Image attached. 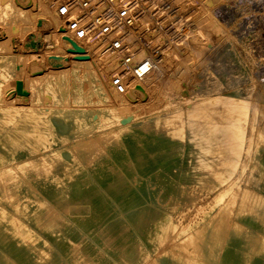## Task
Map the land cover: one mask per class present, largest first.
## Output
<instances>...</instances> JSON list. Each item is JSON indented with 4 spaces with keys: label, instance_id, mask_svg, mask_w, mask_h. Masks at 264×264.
Returning a JSON list of instances; mask_svg holds the SVG:
<instances>
[{
    "label": "rangeland",
    "instance_id": "1",
    "mask_svg": "<svg viewBox=\"0 0 264 264\" xmlns=\"http://www.w3.org/2000/svg\"><path fill=\"white\" fill-rule=\"evenodd\" d=\"M125 2L136 15L123 37L147 48L160 44L154 65L165 64L150 75L161 94L136 113L117 104L102 58L73 56L44 81H32L26 44L36 35L33 20L22 29L16 16L0 21V102L12 100L0 106V172L14 169L12 180L0 179V264H186L178 259L186 257L183 249L162 242L167 227L202 223L220 206L197 181L191 131L172 137L162 116L185 97L212 92L264 100V0ZM208 21L217 26L213 36L201 32ZM57 48L51 51L67 59L70 53ZM175 85L180 92H172ZM96 137H103L99 150L87 146ZM45 143L59 152L48 157L53 165H24ZM251 222L264 234L263 222ZM200 245L191 255L198 264H245L237 234L213 252ZM250 264H264V255Z\"/></svg>",
    "mask_w": 264,
    "mask_h": 264
},
{
    "label": "bare ground",
    "instance_id": "2",
    "mask_svg": "<svg viewBox=\"0 0 264 264\" xmlns=\"http://www.w3.org/2000/svg\"><path fill=\"white\" fill-rule=\"evenodd\" d=\"M118 2H121V0H118ZM202 13L204 12L202 11ZM13 16H16L20 21L21 29L27 27L29 25L27 23L33 20L30 33H36L39 46L37 49H27L28 56H30L27 68L30 78L35 83L44 81L49 74L56 72L63 62L70 60L73 56L88 61L97 57L102 58L112 70L114 69L116 64L113 57L111 58L109 53L104 55L102 41L97 37L75 39L73 44L77 49H68L62 38L65 35L61 33L63 20L55 13L47 0H0V21L6 22ZM132 20L134 21V18ZM133 21L130 23V20H128L127 27H134ZM208 22L205 23L207 27L205 26L200 30L204 35L213 36L218 31L217 26L212 21L207 25ZM193 31L196 32L195 29ZM202 33L199 34L202 35ZM193 37L191 36V38ZM203 39L199 40L203 41ZM184 45L185 47L186 45L189 46V44ZM198 45L196 43V46ZM55 46H58L57 49H65L67 53H70L67 55V59L63 60L57 53L51 51ZM51 56L57 58L56 61L50 60L49 57ZM170 61L168 62L170 63ZM159 64L154 65V70L161 68L159 66L162 63ZM163 65H165L164 62ZM169 68L170 65L168 70ZM155 76L157 78L156 74ZM153 78L150 76L142 83L133 82V88L123 94H115L117 104L123 106L127 113H136L144 106H150L149 103H151L152 98L158 93L161 94L157 86L151 84L150 81ZM158 80H160V77ZM178 91H181L180 86L175 85L172 92L177 93ZM181 94L182 92L179 95L181 96ZM188 98H183L184 105H179V103L162 116L164 120L163 128L172 137H181L183 130L186 128L191 131L190 134L195 139V146L199 151L196 167L200 176L197 181L203 190L213 194L211 198L212 206H220L213 213L205 212L202 223L189 226L185 224L168 226L161 240L162 242L170 240L175 247H179L186 252V257H179V260L186 264H198L191 255L202 252L200 241H204L206 249L213 252L215 249H219L223 239L237 234L242 241L241 254L244 263L250 264L255 256L264 255V234L255 231L251 222L264 223V100L262 98L234 97L216 92L203 95V97L197 99ZM10 101L12 100L6 98L0 102V106L9 107L11 105ZM170 104H166L165 107ZM151 109H158V107ZM5 113L7 116L12 117L10 112L5 111ZM33 118V125L36 127L39 124L35 123L38 118L36 116ZM159 118L160 116L156 117L157 120ZM241 120H244L246 125L240 123ZM102 138H91L87 142V146L99 150ZM63 140H65L64 137ZM34 150L35 152L41 151V153H37L34 158L24 163V165L29 164L36 169L43 170L49 169L55 162L54 159L49 160L48 157L59 153L47 143L41 147L35 145ZM58 158L61 157L58 156ZM13 175L14 169L8 168L0 172V179L6 182L12 180Z\"/></svg>",
    "mask_w": 264,
    "mask_h": 264
},
{
    "label": "built area",
    "instance_id": "3",
    "mask_svg": "<svg viewBox=\"0 0 264 264\" xmlns=\"http://www.w3.org/2000/svg\"><path fill=\"white\" fill-rule=\"evenodd\" d=\"M55 13L63 20L64 33L71 41L97 37L103 49L113 55L116 64L108 73V85L114 94H123L133 88V82L142 83L154 71V62L159 55L160 44L128 41L123 34L127 21L136 14L131 13L128 3L121 0H47ZM146 45L147 42L145 41ZM146 48L141 58L135 54Z\"/></svg>",
    "mask_w": 264,
    "mask_h": 264
},
{
    "label": "water",
    "instance_id": "4",
    "mask_svg": "<svg viewBox=\"0 0 264 264\" xmlns=\"http://www.w3.org/2000/svg\"><path fill=\"white\" fill-rule=\"evenodd\" d=\"M62 38H63V40H64V42H65V44H66V46L68 47L69 50L77 49L76 46L73 44V41H71L68 37L63 36ZM38 46H39V43L37 41V37H36V35L32 34L31 35V39H29V42L26 44V47L30 48V49L31 48L37 49ZM18 88H20V87H18ZM18 91H21V90L18 89ZM21 92H23V91H21Z\"/></svg>",
    "mask_w": 264,
    "mask_h": 264
},
{
    "label": "crops",
    "instance_id": "5",
    "mask_svg": "<svg viewBox=\"0 0 264 264\" xmlns=\"http://www.w3.org/2000/svg\"><path fill=\"white\" fill-rule=\"evenodd\" d=\"M89 223H90V221L88 222V224H89ZM91 230H92V228H91ZM73 237H75L74 234H73Z\"/></svg>",
    "mask_w": 264,
    "mask_h": 264
}]
</instances>
